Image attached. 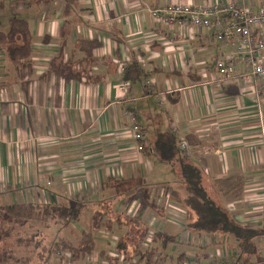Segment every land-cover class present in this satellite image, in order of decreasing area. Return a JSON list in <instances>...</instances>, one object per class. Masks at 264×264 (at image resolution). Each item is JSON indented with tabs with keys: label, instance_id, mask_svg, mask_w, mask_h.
Returning a JSON list of instances; mask_svg holds the SVG:
<instances>
[{
	"label": "crops",
	"instance_id": "crops-1",
	"mask_svg": "<svg viewBox=\"0 0 264 264\" xmlns=\"http://www.w3.org/2000/svg\"><path fill=\"white\" fill-rule=\"evenodd\" d=\"M227 1L186 0L190 5ZM235 1L250 11L264 6V0ZM172 2L23 0L12 5L26 15L32 53L17 65L0 46V206L83 203L81 218L63 225L72 228L90 212L94 221L80 235L92 230L91 253L103 258L96 222L102 224L104 217L111 227L114 219L121 225L127 217L122 207L130 203V213L151 210L146 218L151 223L158 206L147 208L139 192L144 189L148 198L152 189L182 192L179 170L152 150L158 134L171 132L185 141L183 150L202 170L212 198L237 222L259 225L264 78L251 75L238 35L219 40L216 28L190 26L184 17L169 25L152 17L151 9ZM217 17L222 24L234 20L229 13ZM252 35L253 41L264 37V25L254 27ZM220 56L234 66L233 78L223 79L216 71ZM256 58L263 60L264 53ZM132 63L140 73L129 77ZM131 110L142 130V150L122 133ZM108 201L110 207L102 208ZM182 216L184 230L188 216ZM158 224L157 230L178 242L177 233ZM188 230V248L174 254L167 248L175 243L170 242L166 264L178 262L180 254L197 262L229 255L216 254L221 242L229 247V235ZM208 235L212 238L205 243Z\"/></svg>",
	"mask_w": 264,
	"mask_h": 264
},
{
	"label": "trees",
	"instance_id": "trees-1",
	"mask_svg": "<svg viewBox=\"0 0 264 264\" xmlns=\"http://www.w3.org/2000/svg\"><path fill=\"white\" fill-rule=\"evenodd\" d=\"M0 46L12 63L19 65L21 62L28 60L32 53V34L25 18L18 16L9 18L8 29L4 32L0 31ZM139 73L140 69L135 64L132 63L127 67L126 74L129 77L137 76ZM181 141L173 133L163 132L157 135L152 150L157 159L165 161L179 170V186L182 192L180 193L176 189L171 192L176 203L187 212L188 222L185 228L212 235H229L231 237L229 246L235 249V254L232 255L233 260L229 264H262L263 260L259 253L260 244L258 242V238L262 235L261 226H249L237 222L227 207L217 203L212 198L203 185L202 170L189 159L185 150L179 148ZM143 192L144 189L139 192V196L142 204H145L147 196L143 195ZM83 207L84 204L78 201H74L69 205L10 203L0 206V224H11L14 222L11 220L20 222L35 220L44 227L49 226L51 222L68 225L81 218ZM157 213L163 215L161 211ZM102 214L99 213L97 220H100ZM106 221V226L110 228L109 220ZM137 223L136 231L141 230L138 227L140 224ZM95 225L94 228H97L98 225ZM148 233L146 227L142 230L140 238L130 244L123 236H120L115 242V255H108L106 252H102L101 255L107 260L108 264H118L119 258L122 262H129L130 264H166L172 255L167 254L165 248L170 242H175V236L166 231L155 229L152 233H149L151 242L145 246L142 241ZM34 234L36 235V233ZM1 241L2 235L0 232ZM16 243L23 244L27 248L30 239H27V235L24 239L18 236ZM54 246H57V249H49V254L57 253L63 258V252L67 251L70 253V259L84 257L94 249L92 230L83 231L76 245H72L66 239H60V243L54 242ZM10 252V249L0 250V264H8ZM39 257L43 259L41 264L48 260V257L45 258L42 255H39ZM183 258L184 254H180L176 257V261L179 262Z\"/></svg>",
	"mask_w": 264,
	"mask_h": 264
},
{
	"label": "rangeland",
	"instance_id": "rangeland-1",
	"mask_svg": "<svg viewBox=\"0 0 264 264\" xmlns=\"http://www.w3.org/2000/svg\"><path fill=\"white\" fill-rule=\"evenodd\" d=\"M22 1L23 0H0V31H6L8 29V20L12 16L25 18L26 15L22 14L20 9L15 10L12 7L13 4H15V6H19ZM27 8L28 6L26 7V9ZM167 192L169 193L168 189L166 192H160L158 189H152L149 198H146L145 204H147V208H149V206L156 205L158 206L156 208L157 212H163V215L157 213L158 216H156V218L152 217L153 219L151 223L149 222L151 217L149 219H146L148 214L151 213V210L147 209V214L145 210H143V212L139 210H132L133 212L131 211L130 213V203L124 204L122 207V209H125L124 213L127 215V217L123 221L121 220V225H119L120 223L117 221V219H114L113 227L109 228L108 226H106V218H102V224H100V221L97 220L98 222L96 223H98V225L100 226V235H97V238L100 239V243L97 244V247L99 249H104L108 255H115L113 244L120 236H123V238H125V240H127V242L130 244L134 240L136 241L138 238H140V236L142 235V230L146 229V227L148 229V232L152 233L155 228L157 229V227H159L158 223H164L169 226L170 232L178 234V242L169 244L167 248L171 249L174 254H177L179 251L188 248L189 244L184 241L187 229H184V231L182 230V227H180L183 226L182 222L184 218L182 215L186 216L187 212L183 207L179 206L176 203L173 195H171L170 193L168 194ZM256 199L260 200L261 206V197H258ZM110 205L111 202L109 203L108 201L107 204L102 205V208L110 207ZM259 213L261 214V209L259 210ZM90 216L91 213L88 212L84 217L85 219L81 220L79 224L74 225V227L72 228L64 226L63 223L58 222H51L49 226L44 227L41 223H38L35 220L28 222L11 220L14 221L11 224L1 223L0 232L2 235V241L0 242V250H11L10 254L8 255V264H41L43 259L40 258L39 255H42L45 258L48 257L47 262H45L44 264H82L84 261H87L88 264H108L107 260L104 257L102 258L98 256L97 258L96 254L94 255L93 253L74 260L70 259V253L67 251L63 252V258H61L57 253L49 254V249H57V246H54V242L60 243V239L66 238L72 245H76L80 238V229H88L89 225H91L94 221ZM170 217L172 218L169 219ZM134 219L137 220V224H140V226L138 227H140L141 230H135L136 224H132V221ZM123 223L124 225H122ZM34 233H36V235ZM149 233L145 236V238H143L142 241L145 246L151 242V235ZM26 235L27 239H30V244L27 248H25L23 244L19 245L18 243H16L18 236H21L24 239ZM261 236L258 238V242L260 244V252L263 246ZM210 238L212 237L208 235L205 236L203 240L206 243ZM35 245H37V247H35ZM227 249L229 252L228 256L222 258L219 257L220 259L217 256L215 257V259L206 257L201 262H207L211 264L230 263L233 260L231 251L234 250V247L229 246ZM38 257L39 259H37ZM82 259H84V261ZM184 259H187L186 256L183 258V260ZM118 264L130 263L122 262L119 258Z\"/></svg>",
	"mask_w": 264,
	"mask_h": 264
},
{
	"label": "built area",
	"instance_id": "built-area-1",
	"mask_svg": "<svg viewBox=\"0 0 264 264\" xmlns=\"http://www.w3.org/2000/svg\"><path fill=\"white\" fill-rule=\"evenodd\" d=\"M243 1V0H241ZM152 17L156 21H162L166 24H171L177 21L180 17H184L190 26H206L210 28H216L215 36L219 40L228 41L234 34L241 37V42L246 48V61L250 65V73L257 78H264V59L257 60L256 53H264V37H257L253 41L252 29L254 27L264 25V6H261L256 11H250L244 3L240 5L236 4L235 0H228L224 4H197L190 5L186 0H173L167 6L161 8H154L150 10ZM229 13L233 17L232 22L221 23L217 17L219 14ZM215 68L218 74L223 79H230L235 76V68L228 62L225 56H220L215 61ZM148 84V81L146 82ZM128 81L123 82L122 86L127 87ZM128 118L130 125L127 129L122 131L123 134L130 135L132 139L137 142V149L142 150L140 141L142 139V130L139 123L136 120V114L134 111L128 112ZM180 149L186 147L185 141H181ZM261 214L259 225L262 228V250L261 258L264 264V185L263 193L261 196ZM170 217L169 219H171ZM228 247L225 245V241L221 242L216 250L218 256H222L223 253L229 254ZM228 252V253H227ZM232 255L235 254V249L231 251ZM173 264H211L207 262H197L194 259H184ZM229 264V263H226ZM232 264V263H231Z\"/></svg>",
	"mask_w": 264,
	"mask_h": 264
}]
</instances>
